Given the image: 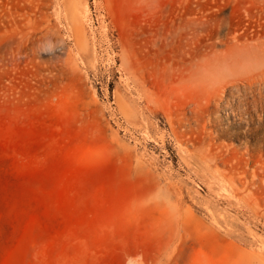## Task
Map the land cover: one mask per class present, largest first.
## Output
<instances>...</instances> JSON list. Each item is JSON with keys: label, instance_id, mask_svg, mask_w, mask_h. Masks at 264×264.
Returning <instances> with one entry per match:
<instances>
[{"label": "rangeland", "instance_id": "obj_1", "mask_svg": "<svg viewBox=\"0 0 264 264\" xmlns=\"http://www.w3.org/2000/svg\"><path fill=\"white\" fill-rule=\"evenodd\" d=\"M0 264H264V0H0Z\"/></svg>", "mask_w": 264, "mask_h": 264}]
</instances>
